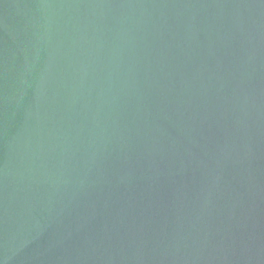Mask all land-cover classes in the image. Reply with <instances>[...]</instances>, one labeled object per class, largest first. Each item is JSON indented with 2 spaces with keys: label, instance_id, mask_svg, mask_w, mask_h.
<instances>
[{
  "label": "water",
  "instance_id": "obj_1",
  "mask_svg": "<svg viewBox=\"0 0 264 264\" xmlns=\"http://www.w3.org/2000/svg\"><path fill=\"white\" fill-rule=\"evenodd\" d=\"M0 264H264V0H0Z\"/></svg>",
  "mask_w": 264,
  "mask_h": 264
}]
</instances>
